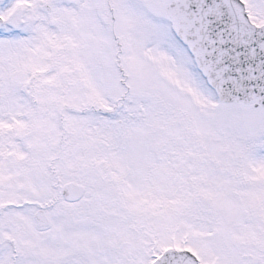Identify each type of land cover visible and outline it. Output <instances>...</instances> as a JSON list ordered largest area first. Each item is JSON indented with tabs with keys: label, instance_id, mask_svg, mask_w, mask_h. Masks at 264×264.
Masks as SVG:
<instances>
[{
	"label": "snow or ice",
	"instance_id": "1",
	"mask_svg": "<svg viewBox=\"0 0 264 264\" xmlns=\"http://www.w3.org/2000/svg\"><path fill=\"white\" fill-rule=\"evenodd\" d=\"M0 264H264V0H0Z\"/></svg>",
	"mask_w": 264,
	"mask_h": 264
}]
</instances>
